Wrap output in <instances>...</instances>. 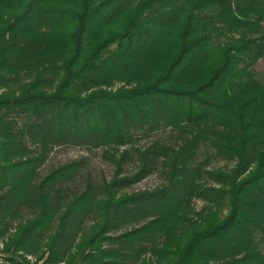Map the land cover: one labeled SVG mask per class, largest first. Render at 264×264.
<instances>
[{"label":"trees","instance_id":"16d2710c","mask_svg":"<svg viewBox=\"0 0 264 264\" xmlns=\"http://www.w3.org/2000/svg\"><path fill=\"white\" fill-rule=\"evenodd\" d=\"M38 21L48 29L17 26ZM20 42L47 56L50 89L39 72L3 81ZM261 57L264 0H0L3 258L43 247L42 264H264ZM158 129L171 144H133ZM64 143L101 149L110 177L81 159L41 173ZM154 172V187L125 189Z\"/></svg>","mask_w":264,"mask_h":264},{"label":"rangeland","instance_id":"374dc122","mask_svg":"<svg viewBox=\"0 0 264 264\" xmlns=\"http://www.w3.org/2000/svg\"><path fill=\"white\" fill-rule=\"evenodd\" d=\"M18 27L24 28L25 30H36L38 32L46 31L48 25L45 22L38 21L36 23L17 24ZM24 42L14 44V48H9L5 51L8 52L9 56H6L2 61V68H4L2 75L3 81L15 87L16 85L21 84L22 82L29 81L34 78L35 73L39 72L41 77L40 87L43 89H50L51 83L56 78V74L51 73L50 71L45 70V64L47 56L45 53L34 51L33 49L24 48ZM58 61V60H57ZM252 71L255 77L260 81L264 82V57L258 59L255 64L252 66ZM120 83H114L112 87L118 86ZM14 122H11L13 128L16 129L17 126L21 123L20 116L16 111H11L7 113ZM155 138L159 143L164 142V144H171L172 136L167 131L158 129L155 132L151 133L147 137H140L133 140V144L137 145H147L150 141ZM123 147V146H122ZM122 147H119L122 149ZM72 159H81L82 160V171L90 173L93 178L99 179L100 177L109 178L112 172V167L109 164L108 160L104 159L101 154V149L96 147H89L83 144H61L54 146L49 153L47 158L40 167V172L44 173L50 166H55ZM228 162L222 161L220 159H209V162L206 164L214 165L217 167H224ZM127 171L133 168V165L128 164L126 167ZM160 176L157 172H154L140 181L130 185L125 188L126 190H138V189H149L154 187L160 182ZM202 205V201L197 199L194 201V207L197 209ZM15 223L12 224V227ZM11 227V226H10ZM13 231V228L9 229L5 236ZM5 239V237L2 240ZM44 250L43 247L38 248L37 250L31 252L30 254L37 259V256ZM0 251V264H28L26 261H22L20 255H14L15 260H6L3 258L4 254ZM45 255V252H44ZM44 257V256H43ZM42 259V258H41ZM62 264V262H59ZM57 264V263H49Z\"/></svg>","mask_w":264,"mask_h":264},{"label":"built area","instance_id":"2783aa9c","mask_svg":"<svg viewBox=\"0 0 264 264\" xmlns=\"http://www.w3.org/2000/svg\"><path fill=\"white\" fill-rule=\"evenodd\" d=\"M2 245L3 242L0 239V251L2 249ZM18 254L22 255L23 259L28 262V264H42V259H36L35 257H33L30 253H22L20 251H18ZM57 264H61V263H57Z\"/></svg>","mask_w":264,"mask_h":264}]
</instances>
